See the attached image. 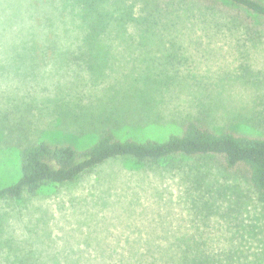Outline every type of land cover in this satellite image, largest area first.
<instances>
[{
    "label": "rangeland",
    "instance_id": "obj_1",
    "mask_svg": "<svg viewBox=\"0 0 264 264\" xmlns=\"http://www.w3.org/2000/svg\"><path fill=\"white\" fill-rule=\"evenodd\" d=\"M126 3L123 27L90 33L73 0H0V186L27 141L84 146L104 129L163 140L189 119L264 133V19L229 4L186 16ZM87 34L110 41L105 54L88 52ZM187 243L264 264V192L212 156L177 155L112 159L0 200V264H169L161 254Z\"/></svg>",
    "mask_w": 264,
    "mask_h": 264
},
{
    "label": "trees",
    "instance_id": "obj_2",
    "mask_svg": "<svg viewBox=\"0 0 264 264\" xmlns=\"http://www.w3.org/2000/svg\"><path fill=\"white\" fill-rule=\"evenodd\" d=\"M73 1L85 13L92 15L88 24L90 33L97 31L96 27L101 28L104 20L115 19L114 22L123 27V23L132 14V4H127L126 0ZM149 2H152L158 14L168 12L171 8L186 16H208L217 13L220 5L229 4L264 19V0H146L147 4ZM161 4L165 7L163 11ZM108 42L87 34L84 47L93 56L99 55V52L105 54V44ZM96 134L95 140L84 146L46 140L27 141L20 145L19 175L10 183L0 186V200L19 198L23 194L33 195L43 185L72 182L83 173L112 159L144 161L177 155L212 156L222 168L241 172L251 188L264 192V133L252 135L231 129L215 131L189 119L177 133H171L163 140L119 138L109 129ZM161 256L169 264H226L220 258L211 256L198 243L177 246L171 252L169 248Z\"/></svg>",
    "mask_w": 264,
    "mask_h": 264
}]
</instances>
